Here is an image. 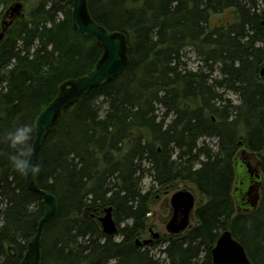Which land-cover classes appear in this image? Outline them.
<instances>
[{"label":"trees","instance_id":"1","mask_svg":"<svg viewBox=\"0 0 264 264\" xmlns=\"http://www.w3.org/2000/svg\"><path fill=\"white\" fill-rule=\"evenodd\" d=\"M22 0H0L5 9ZM92 18L126 36L129 63L108 84L73 103L48 134L37 185L58 200L45 225L40 264H213L211 248L231 230L252 264H264V186L258 210L238 214L234 156L262 159L264 176V0H87ZM73 0H40L0 42V264H21L45 213L42 197L11 166L6 134L32 125L61 86L88 74L103 55L95 37L75 30ZM231 12L229 24L211 27ZM192 48L203 67L190 70ZM221 90L239 95L237 105ZM206 138L217 140V151ZM201 158H205L201 161ZM197 165L199 167H197ZM196 186L205 200L196 224L171 236L157 257L136 241L146 229L152 188ZM113 207L120 240L103 234ZM128 221V225L119 224ZM250 246L254 248L251 252Z\"/></svg>","mask_w":264,"mask_h":264},{"label":"water","instance_id":"2","mask_svg":"<svg viewBox=\"0 0 264 264\" xmlns=\"http://www.w3.org/2000/svg\"><path fill=\"white\" fill-rule=\"evenodd\" d=\"M7 23L3 22L0 42L5 32L18 17H23V3L12 4L6 11ZM73 27L86 36H93L102 46L103 55L85 76L65 82L55 100L41 112L34 121L36 136L33 144V162L38 161L41 148L51 129L59 121L62 114L76 101L86 96L90 91L110 83L119 77L129 63V50L126 36L120 32H111L98 24L91 16L87 0H73ZM262 25H264V16ZM259 77L264 79V67L259 71ZM235 161L236 180L233 187V198L238 214H251L258 210L262 199L264 176L261 170L262 159L256 152L243 148ZM27 187L42 197L45 213L40 220L33 240L27 245V253L21 264H40L42 252V237L45 225L58 213L57 198L41 189L35 176H24ZM172 217L166 224L167 233L177 236L185 233L191 224L196 211V198L186 189L174 193L170 199ZM103 234L111 237L118 235L119 228L114 218L113 207L105 209L100 218ZM152 231V230H151ZM152 239L140 241L138 246H148L153 239H158L160 233L152 231ZM213 264H252L245 247L238 241L231 230L223 231L216 244L211 248Z\"/></svg>","mask_w":264,"mask_h":264},{"label":"rangeland","instance_id":"3","mask_svg":"<svg viewBox=\"0 0 264 264\" xmlns=\"http://www.w3.org/2000/svg\"><path fill=\"white\" fill-rule=\"evenodd\" d=\"M40 0H22L17 1L23 3V13H28L29 10L36 5ZM14 2V3H17ZM12 3V4H14ZM10 4L4 11L3 17H2V24L3 22L7 23V16L6 11L8 8L12 5ZM233 19V16L231 12H225L220 15H215L211 19L210 26L216 27V26H222L229 24ZM182 61L183 63L188 67L190 70H197L201 67H203V62L199 56L194 52L192 48H186L182 52ZM220 93L222 94L223 98L230 103L237 105L240 102V97L238 94L230 91L221 90ZM207 145L210 149H212L214 152L217 151V140L215 138H206L201 139L199 141V146ZM244 148V147H243ZM205 158H201V161H204ZM197 167H199L197 165ZM141 188L144 192L148 191L152 188V203L150 206V213L147 216V224L146 229L143 232L141 236H139L137 239L140 241L149 239L150 233L149 229L153 228L155 232L160 233L162 236L160 239L155 240V242L148 246V249L152 251L153 254L157 255V257L164 258V256L161 254V250L165 248V241H167L171 236L167 233L166 230V224L169 222V220L172 217V210L170 206V199L172 195L180 190L186 189L190 192H192L196 198V207L202 203H204V199L200 196L199 191L197 190L196 186L189 182H177L175 185L171 187H164L160 188L151 181V178L149 175H146L142 177L141 179ZM104 215V214H103ZM102 215V216H103ZM128 221H123L119 225L121 227H125L128 225ZM196 224L195 215L191 219L190 228ZM115 240H120V237L116 235ZM33 240V239H32ZM31 240V241H32ZM147 248V247H146ZM251 252L254 251V248L250 246ZM110 264H115V261L111 262Z\"/></svg>","mask_w":264,"mask_h":264},{"label":"clouds","instance_id":"4","mask_svg":"<svg viewBox=\"0 0 264 264\" xmlns=\"http://www.w3.org/2000/svg\"><path fill=\"white\" fill-rule=\"evenodd\" d=\"M33 130L32 125H19L5 136V140L13 149L9 157L12 168L26 177L35 176L41 171L39 164L33 162L34 154L31 146Z\"/></svg>","mask_w":264,"mask_h":264},{"label":"flooded vegetation","instance_id":"5","mask_svg":"<svg viewBox=\"0 0 264 264\" xmlns=\"http://www.w3.org/2000/svg\"><path fill=\"white\" fill-rule=\"evenodd\" d=\"M241 148H242V147H241ZM241 148H240L239 150H241ZM238 152H239V151H238ZM238 152H237L236 155L234 156V160L238 157V154H239ZM151 230H152L153 232H155L153 228H150V229H149V233H150V236H151L149 239H152V238H153V237H152V231H151ZM161 236H162V235L160 234V237H159L158 239H160ZM170 236H171V235H170ZM149 239H147V240H149ZM158 239H155V240H158ZM155 240L153 239V241H152L148 246H151V245L155 242ZM143 241H144V240H143ZM136 244H137V243H136ZM137 246H138V245H137ZM148 246H139V247H142V248H146V247H147V248H148Z\"/></svg>","mask_w":264,"mask_h":264}]
</instances>
